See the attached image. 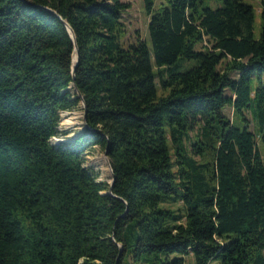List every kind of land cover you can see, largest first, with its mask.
Here are the masks:
<instances>
[{"label":"trees","instance_id":"16d2710c","mask_svg":"<svg viewBox=\"0 0 264 264\" xmlns=\"http://www.w3.org/2000/svg\"><path fill=\"white\" fill-rule=\"evenodd\" d=\"M155 3L151 50L121 0H0V264H264V0L259 39L245 0ZM74 84L89 129L56 145Z\"/></svg>","mask_w":264,"mask_h":264},{"label":"rangeland","instance_id":"374dc122","mask_svg":"<svg viewBox=\"0 0 264 264\" xmlns=\"http://www.w3.org/2000/svg\"><path fill=\"white\" fill-rule=\"evenodd\" d=\"M126 3L131 4V9L128 10L124 14V23L126 27V34L123 39L125 45H129L135 43L138 39L146 41L148 47L152 50V44L150 40L148 25L150 21V17L147 15L144 6V0H121ZM246 2L252 4L256 11V20H255V38H260V30H261V3L260 0H245ZM223 3L222 0H202L203 7H209L211 9H218L222 7ZM169 6L168 0H156L154 13L159 12L162 9ZM196 65L195 61H189L186 63V67L184 69L192 68ZM260 78V79H259ZM260 80L262 85L264 86V73L259 77L258 75H254L252 78V88L256 90L257 87L260 86ZM82 103V102H81ZM84 113L83 105H80L76 108L75 111L70 113ZM68 113V112H67ZM66 112L62 114L60 118V127L59 130L62 134L59 137L53 138L51 142L53 144H59V141H72L78 135H82L85 132V127L82 132H73L66 130L65 126L63 125V116L67 114ZM225 115L230 120H236V122H240V116L234 115L233 108L227 107L224 109ZM246 117L250 120V128L254 129L253 117L252 113L249 111L246 113ZM76 135V136H75ZM105 152L100 147H95L94 149L90 150L85 156V163L84 166L91 172H95L98 177V181L101 182H112V175L109 169L107 162L105 161ZM94 162H99L100 164L94 165ZM177 257L176 255H172L171 259ZM164 259V257H162ZM187 264H194V258L192 256L186 258ZM216 264V263H213Z\"/></svg>","mask_w":264,"mask_h":264},{"label":"bare ground","instance_id":"6f19581e","mask_svg":"<svg viewBox=\"0 0 264 264\" xmlns=\"http://www.w3.org/2000/svg\"><path fill=\"white\" fill-rule=\"evenodd\" d=\"M83 109H84V104ZM63 125L65 126L66 130L68 131H73V132H82L84 130L85 124H84V113H67L63 116ZM76 136V135H75ZM61 142V141H59ZM105 161L108 164L107 159L105 158ZM100 164L99 162H94V165ZM109 166V164H108ZM110 169V166H109ZM111 172V169H110ZM112 175V172H111ZM113 178V177H112Z\"/></svg>","mask_w":264,"mask_h":264},{"label":"water","instance_id":"95a60500","mask_svg":"<svg viewBox=\"0 0 264 264\" xmlns=\"http://www.w3.org/2000/svg\"><path fill=\"white\" fill-rule=\"evenodd\" d=\"M65 24H66V27H67L68 31H69L70 34H71V37H72V39H73L75 45L77 46L76 36H75L73 30L71 29V27L68 25L67 22H65ZM78 54H79V49H78V47H76V53H75V55H76L75 63H76V64H77V62H78ZM74 73H75V69H74ZM72 87L74 88V92L77 94L78 98H81V99H82V103L84 104V124H85V130H87V129H89V125H88V123H87V109H86V103H85V101H84L83 95L81 94V92L79 91V89L76 87V85L74 84ZM79 136H80V135H78L77 137H79ZM77 137H76V138H77ZM76 138H74V139H76ZM66 142H71V141H61V142H59V143H66ZM105 155H106L105 158H106L107 161H108V164H109L110 169H111V172H112V177H113L112 182L109 183V184L111 185L110 193H112V189H113L114 182H115L114 170H113V168H112L111 161H110V159H109V157H108V153L106 152Z\"/></svg>","mask_w":264,"mask_h":264}]
</instances>
